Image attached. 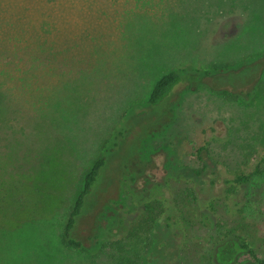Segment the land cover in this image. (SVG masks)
Returning <instances> with one entry per match:
<instances>
[{"label": "rangeland", "instance_id": "rangeland-1", "mask_svg": "<svg viewBox=\"0 0 264 264\" xmlns=\"http://www.w3.org/2000/svg\"><path fill=\"white\" fill-rule=\"evenodd\" d=\"M66 1L55 0L44 35L45 4L0 0V166L27 168L47 118L75 177L51 220L9 226L22 213L3 206L0 264H260L229 246L243 237L264 260V174L227 180L264 153V0ZM176 68L182 80L148 106L154 82ZM105 143L112 151L73 230L84 250L64 247L69 207ZM152 194L177 201L179 229L145 209Z\"/></svg>", "mask_w": 264, "mask_h": 264}, {"label": "trees", "instance_id": "trees-1", "mask_svg": "<svg viewBox=\"0 0 264 264\" xmlns=\"http://www.w3.org/2000/svg\"><path fill=\"white\" fill-rule=\"evenodd\" d=\"M39 1H41L42 5L45 4L43 12L36 10L38 12L37 15L40 17L39 24L43 28L44 35H47L49 27L51 30L55 24L54 15H56L58 11L57 6L59 3L55 2V0ZM63 1L65 2L66 0ZM178 1L187 2L188 0ZM38 9L41 10V8ZM51 13H54L52 17L50 16ZM171 13V18L175 21H181L184 16L188 15L187 12H185V15H177V13L174 12ZM29 21H32L31 17ZM45 24L48 25V29L45 27ZM12 33L13 35L7 38L12 45L16 44L18 47L19 36L16 31ZM16 46L14 49L19 50ZM26 53H29L28 48H26ZM50 72L54 71L50 70ZM184 73L185 70L183 68H176L159 76L149 92L147 105L158 106L166 100L176 85L182 80ZM222 94L228 95L229 93L223 91ZM43 123V127L38 129V137H41L42 146L36 151L35 155H28L26 160V164L28 165L27 168L22 171H20L19 168L18 172L20 171V173H9L5 167L0 166L1 216L8 220L7 213L2 209L3 206L6 205L7 207L8 204H10L12 208L17 205L18 210L22 213V217H19V221L14 223L11 222L9 226H16L24 221L34 222L51 220L56 213L63 209L68 203L67 191L69 187L73 186L75 177L72 175L69 165H65L64 161L66 160H64L63 144L56 143L55 139L51 138L52 135L50 136V134L47 133L46 127L49 129L51 128L50 121L47 118H43ZM202 149L204 148L200 147L199 151ZM111 151L112 147L107 146L106 143L103 144L97 157L82 176L81 186L76 192L75 198L69 207L62 226L61 241L64 247L81 251L84 250L82 242L74 237L73 230L78 217L81 216L85 208L88 197L95 187V183L100 178L99 176L106 165L108 154ZM204 170V166L201 169H193L192 177L196 178L200 175H204L206 173ZM263 174L264 153L251 171L237 175L233 179L227 180V183L233 184L234 186H242L247 184L253 177ZM69 180L70 183L67 185ZM145 201V209L147 211L154 212L160 210L161 212L162 210L165 225L170 229L177 230L180 225H183V210L179 208L177 201L173 200L169 202L168 199L159 200L156 199L153 194ZM12 216L15 217L16 214ZM223 249L227 250V246H224ZM239 249L248 254L255 262L264 264V260H259L257 258L256 253L249 246L247 239L239 237L238 247L229 246L230 257Z\"/></svg>", "mask_w": 264, "mask_h": 264}]
</instances>
